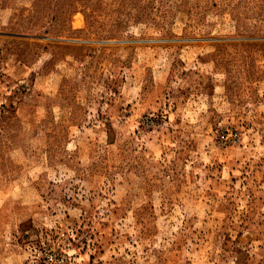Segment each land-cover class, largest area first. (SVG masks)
<instances>
[{
  "label": "rangeland",
  "instance_id": "1",
  "mask_svg": "<svg viewBox=\"0 0 264 264\" xmlns=\"http://www.w3.org/2000/svg\"><path fill=\"white\" fill-rule=\"evenodd\" d=\"M264 264V0H0V264Z\"/></svg>",
  "mask_w": 264,
  "mask_h": 264
},
{
  "label": "built area",
  "instance_id": "2",
  "mask_svg": "<svg viewBox=\"0 0 264 264\" xmlns=\"http://www.w3.org/2000/svg\"><path fill=\"white\" fill-rule=\"evenodd\" d=\"M41 264H68V262L65 261V257L62 254L52 253Z\"/></svg>",
  "mask_w": 264,
  "mask_h": 264
}]
</instances>
